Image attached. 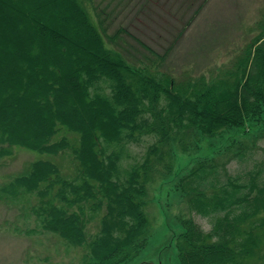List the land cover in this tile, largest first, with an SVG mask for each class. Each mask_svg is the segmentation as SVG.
<instances>
[{"label":"trees","instance_id":"trees-1","mask_svg":"<svg viewBox=\"0 0 264 264\" xmlns=\"http://www.w3.org/2000/svg\"><path fill=\"white\" fill-rule=\"evenodd\" d=\"M82 3L0 0V158L10 154L7 145L51 157L69 151L77 164L68 177L50 160L34 161L11 190L37 196L44 231L86 243L82 264H129L148 243V184L173 175L176 148L198 155L207 141L206 154L171 185L211 224L205 231L179 218L178 264H260L264 162L243 180L217 177L249 154L240 136L264 139V18L224 73L177 81L108 49ZM60 127L77 141H54ZM145 137L153 142L141 161L123 166L127 146ZM102 210L88 239L87 225Z\"/></svg>","mask_w":264,"mask_h":264},{"label":"rangeland","instance_id":"rangeland-1","mask_svg":"<svg viewBox=\"0 0 264 264\" xmlns=\"http://www.w3.org/2000/svg\"><path fill=\"white\" fill-rule=\"evenodd\" d=\"M82 2L107 48L120 53L130 64L165 72L177 81L200 76L211 80L224 73L260 31L257 24L264 18V0H188V15L179 12V5L184 3L182 0ZM131 3H137L141 9ZM167 8L181 16V21L188 20L190 25L178 35L174 34L170 38L171 44L165 35L162 39L155 38L146 22L154 19L153 25L157 29L160 22L156 19H161V12ZM133 21L139 29L131 25ZM62 137L71 143L78 138L60 127L53 140ZM239 138L244 140L242 143L246 144L249 154L230 160L217 177L219 183L226 182L229 174L243 180L258 162H264V139L255 140L251 134ZM152 142V138L145 137L139 144H129V156L123 166L141 161ZM226 142L225 138L216 140L221 149ZM5 148L10 154L0 158V264H82L87 253L86 243L80 247L72 246L56 234L44 231L35 213L37 196L19 189L11 190L8 185L37 160H50L59 166L65 176L72 177L77 168L72 154L65 151L51 157L20 147L5 145ZM201 151L198 155H187L176 148L173 175L148 184L145 206L150 221L148 243L129 264H178L174 237L182 231L179 218L191 217L205 231L210 229L209 218L190 212L185 199L171 187L178 178V172L187 171L195 158L206 154L207 141L201 144ZM229 156L225 154L223 160L227 161ZM210 182H213L212 179ZM103 211H98L89 221L88 239L98 232ZM257 262L264 264V256L259 257Z\"/></svg>","mask_w":264,"mask_h":264},{"label":"crops","instance_id":"crops-1","mask_svg":"<svg viewBox=\"0 0 264 264\" xmlns=\"http://www.w3.org/2000/svg\"><path fill=\"white\" fill-rule=\"evenodd\" d=\"M130 1L132 2L133 0H130ZM182 1L184 3L179 5V12H181L183 15H188L187 13L189 11V8H188V6H186V4L188 3V0H182ZM139 2H140V0H139ZM131 4H134L139 9H141V7L137 3H131ZM193 6H194V3H192V7ZM195 10H196V7L193 8V13H195ZM161 14H162V16L161 17L159 16L161 19H156V21L160 22L157 24V27H158L157 29L153 25L154 19L147 20L146 21L147 26H149V30L151 31L152 35L155 36V38L162 39V35H165L169 38L168 42H169V44H171L172 39H170V38H173L174 34L178 35L179 31L186 30V28L190 25H188V20H185L184 22L181 21V16H178L177 14L171 12L170 8L165 9L163 12H161ZM161 14H159V15H161ZM173 14H175L176 16H172ZM135 21H133V23L131 22L132 26L134 25ZM176 23L179 25H175ZM137 26H138L137 24L134 25L136 30L138 28ZM147 29H148V27H147ZM132 37H134V36H132ZM139 43H141V42H138L137 44H139ZM142 45H144V44H142Z\"/></svg>","mask_w":264,"mask_h":264}]
</instances>
